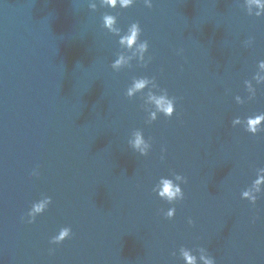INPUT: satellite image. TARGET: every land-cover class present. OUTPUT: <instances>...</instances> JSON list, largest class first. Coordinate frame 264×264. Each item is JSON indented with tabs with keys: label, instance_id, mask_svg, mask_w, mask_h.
Listing matches in <instances>:
<instances>
[{
	"label": "water",
	"instance_id": "obj_1",
	"mask_svg": "<svg viewBox=\"0 0 264 264\" xmlns=\"http://www.w3.org/2000/svg\"><path fill=\"white\" fill-rule=\"evenodd\" d=\"M152 4L0 0V264H187L182 246L196 264H264V119L255 134L244 121L264 113V0ZM135 21L143 61L119 43ZM143 76L177 97L172 117L148 123L155 82L126 95ZM176 173L185 197L169 202L153 189Z\"/></svg>",
	"mask_w": 264,
	"mask_h": 264
},
{
	"label": "clouds",
	"instance_id": "obj_2",
	"mask_svg": "<svg viewBox=\"0 0 264 264\" xmlns=\"http://www.w3.org/2000/svg\"><path fill=\"white\" fill-rule=\"evenodd\" d=\"M146 5L148 7H152V0H144ZM134 0H120V6L127 8L131 5H133ZM104 5L111 6L115 8L117 6V0H103ZM93 9H96L95 6H91ZM257 16H260V13L256 14ZM103 21H104V26L108 28L112 33H115L117 35H120L122 32V29L120 27H115L114 25L117 24V16L114 14L110 13H104L103 14ZM142 33V28L140 25L139 21H135L131 23V25L128 28V32L126 34H123L120 36L119 43L122 47L126 48L129 52L132 53L134 56L136 54V51L138 50L140 53V60H144V53L148 52L149 49V42L148 40H140V36ZM139 41V42H138ZM249 41L248 43H250ZM151 61V57H148V60L143 62L142 64L144 66H147V64ZM124 63V55L120 54L119 59H116L112 63V67L116 69L117 71L121 69V66ZM259 68L264 69V60H261L259 62ZM254 79L258 83H264V78H260L258 74L256 73L254 76ZM154 83L153 88H149L148 92L145 94V99L150 100L154 103L155 105V111L151 112L150 118H148V123H151L152 121H155L157 117V112L163 113L167 117H172L173 114L176 111V100L177 97L175 96H170L168 93L167 89H161L160 92L158 93L157 91H154L153 89H158L160 86L156 81V77H134L133 78V86L129 87L127 89L126 95L128 97H133L134 93L137 90H141L145 88L146 84L149 83ZM246 84L249 83V80L245 81ZM162 93V94H161ZM256 92L253 93L249 99H252L255 97ZM237 102L243 104L245 103L244 100H241L240 96H236ZM264 119V113L257 114L254 116H249L247 117L246 120L242 119L241 117H236L233 120V125H237L241 122V120L245 121V127L246 130L255 134L259 131H261L260 127V121ZM135 139L130 140L129 143L134 149H138L139 152L143 155H147L149 152V149L151 148V141L146 140L143 130L141 129H136L134 131ZM166 151V149H165ZM163 158V157H162ZM258 172H264V168H260ZM261 179H264V177H261ZM176 181H183L184 183H187V177L180 173L175 174V180L172 178H167V177H161L159 184H157L156 188L153 189V191H157V188H159V196L161 198L166 199L169 202H174L177 200H183L185 197V193L183 188L179 183H176ZM259 180H255V184H259ZM249 193L247 191L243 192V196H248ZM257 197L252 198L253 204L257 201ZM52 198L50 196H45L43 200H40L39 202L35 201L33 202L32 207L28 211V217L29 223H32L35 221L36 215L38 213L43 212L46 207L50 204ZM176 214V208L172 207L168 209V211L165 213L166 217L172 218ZM189 223H195L193 220H189ZM72 235V229L71 227H63L58 235H55L52 237L51 242L58 244L63 242L65 239L69 238ZM188 247H181L180 251L182 252V257L187 261V264H196V256L190 254L188 251H185L184 249ZM200 247L198 250L200 251ZM54 251V250H52ZM173 255H175V252H173ZM201 259L205 261V264H216L215 258L211 256L209 258L208 256H201Z\"/></svg>",
	"mask_w": 264,
	"mask_h": 264
}]
</instances>
